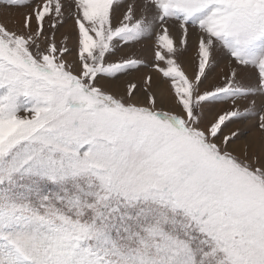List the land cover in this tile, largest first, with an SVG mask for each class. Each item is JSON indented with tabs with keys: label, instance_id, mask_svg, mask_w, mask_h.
Masks as SVG:
<instances>
[{
	"label": "snow or ice",
	"instance_id": "6c2138e0",
	"mask_svg": "<svg viewBox=\"0 0 264 264\" xmlns=\"http://www.w3.org/2000/svg\"><path fill=\"white\" fill-rule=\"evenodd\" d=\"M21 8L0 19V264H264V0H0Z\"/></svg>",
	"mask_w": 264,
	"mask_h": 264
},
{
	"label": "rangeland",
	"instance_id": "374dc122",
	"mask_svg": "<svg viewBox=\"0 0 264 264\" xmlns=\"http://www.w3.org/2000/svg\"><path fill=\"white\" fill-rule=\"evenodd\" d=\"M25 2H26V0H25ZM25 11H27V9H25V8L13 9L12 12L6 18L0 16V19L6 20V22L10 26H18V22L22 19V14ZM70 25H71V21L68 22L67 27H70ZM65 31H66L65 28L60 29V33H63ZM190 31H192V30H190ZM60 33H58V37H57L58 40H61L63 38L62 35H60ZM194 41H195V33L193 32L192 36L190 37L189 51L181 58L182 63H184V65L188 69L189 75L192 74L191 58L193 56ZM149 44H150V41H144L141 44L121 48L120 51L117 52L116 57H110V59H116L121 55H128V54L135 53L137 56H140L147 61L148 59H150V52H149V47H148ZM69 47H72L71 43L69 44ZM68 58L71 60L73 58V56H69ZM225 67H226V61L224 59H220L218 66L213 70L212 73H210V79L205 81L204 86H209V85L214 84V83H219L220 82L219 76L221 74L222 69H224ZM149 72L152 73L154 80H158L157 74L149 66V68L141 67L138 70H132L128 73L121 74L117 77V79L115 81H111V82H107V83L102 81V83H106V86L111 87V89L113 91H119V92L124 91L125 82L135 83L138 85V87L140 89H142L143 77L146 74H148ZM117 85H119V86L122 85V88H117L118 87ZM115 87L117 89H113ZM137 94L139 95V92ZM212 107H213V110H218V109L227 107V105L217 103V104L213 105ZM238 123L239 122H234V123L228 124L227 128H225L224 131L228 132L231 129H235L238 126Z\"/></svg>",
	"mask_w": 264,
	"mask_h": 264
},
{
	"label": "bare ground",
	"instance_id": "6f19581e",
	"mask_svg": "<svg viewBox=\"0 0 264 264\" xmlns=\"http://www.w3.org/2000/svg\"><path fill=\"white\" fill-rule=\"evenodd\" d=\"M118 87L117 88H122V85L121 86H119V85H117ZM116 87L115 88H113V89H117Z\"/></svg>",
	"mask_w": 264,
	"mask_h": 264
}]
</instances>
